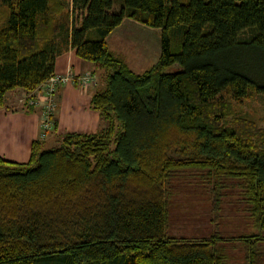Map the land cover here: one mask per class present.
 Returning a JSON list of instances; mask_svg holds the SVG:
<instances>
[{
  "label": "trees",
  "instance_id": "1",
  "mask_svg": "<svg viewBox=\"0 0 264 264\" xmlns=\"http://www.w3.org/2000/svg\"><path fill=\"white\" fill-rule=\"evenodd\" d=\"M117 3L0 0V108L69 47L106 83L103 129L0 157V264H264V127L234 108L264 93V0ZM125 18L160 29L143 73L106 40Z\"/></svg>",
  "mask_w": 264,
  "mask_h": 264
},
{
  "label": "crops",
  "instance_id": "2",
  "mask_svg": "<svg viewBox=\"0 0 264 264\" xmlns=\"http://www.w3.org/2000/svg\"><path fill=\"white\" fill-rule=\"evenodd\" d=\"M110 49L114 51L111 47ZM67 70L78 74L90 72L97 83L81 86L74 82H67L59 86L54 111L56 123L54 132L46 138L47 142L54 136L61 137L69 131L95 133L103 128V119L91 104V97L95 91L93 88L99 85L98 74L102 72V69L79 57L75 49L69 47L57 56L55 62V72L65 73ZM25 94L26 91L20 88L9 91L6 95L7 103L0 108V157L17 162L28 161L33 141L40 138V111H29L19 106L17 107L20 109L10 107L20 95L23 97ZM70 120L73 124H69Z\"/></svg>",
  "mask_w": 264,
  "mask_h": 264
},
{
  "label": "rangeland",
  "instance_id": "3",
  "mask_svg": "<svg viewBox=\"0 0 264 264\" xmlns=\"http://www.w3.org/2000/svg\"><path fill=\"white\" fill-rule=\"evenodd\" d=\"M66 1L71 2V0ZM119 6L120 3L118 0L117 5L115 6L117 11ZM135 20L125 18L122 23H120L111 31L107 38L109 40V46L115 51L114 53H116L130 69L137 73H143L148 68L150 69L153 67L160 58L161 33L159 28L151 27L145 23ZM180 69L181 66L179 64H173L168 66L166 71H178ZM98 75L100 77V82L98 86L93 88L95 90L103 89L106 84L104 79L105 72L102 70V72ZM96 83L97 80L93 81L91 84ZM58 88L54 92L53 98L51 100L47 99L46 95L43 92L38 91L36 88L30 92H26L23 97L20 95L18 100L14 102V104L10 105L12 109H25L27 106H29L30 100H38V104L32 105V107L33 111H40V138H43L46 141V146H51L52 144L55 145L60 138V135H56L53 137V139H51V141L48 140L47 142L46 139L50 136L51 132H54L53 122L55 121L54 111L57 104L56 95ZM223 94L228 96L227 93ZM10 97H12V95ZM6 103L7 100H5V104ZM234 105L236 114L252 118L256 120L258 125L264 127V93L251 95L248 99L246 98L239 102L235 101ZM46 113L51 119V124L49 127H47V129L44 127V123L47 121V118L45 117ZM67 120H69V118H67ZM69 124H73L72 120L69 121ZM105 125L106 123L103 121V128ZM228 211L229 210L227 209V212ZM243 255L244 252L238 253V259L236 260V263L240 261V258H242Z\"/></svg>",
  "mask_w": 264,
  "mask_h": 264
},
{
  "label": "built area",
  "instance_id": "4",
  "mask_svg": "<svg viewBox=\"0 0 264 264\" xmlns=\"http://www.w3.org/2000/svg\"><path fill=\"white\" fill-rule=\"evenodd\" d=\"M93 81H95V77L90 72L79 74L73 73L71 70L67 71L66 73L55 72L44 83L39 85L37 90L43 92L46 95V98L51 100L58 86L64 83L74 82L81 86H85L87 84H91ZM29 104L37 105L38 100L32 99L29 101ZM45 115L47 121L44 123V127L47 129V127H49L51 124V119L49 116H47V113Z\"/></svg>",
  "mask_w": 264,
  "mask_h": 264
}]
</instances>
